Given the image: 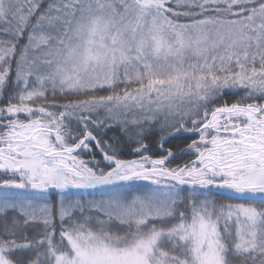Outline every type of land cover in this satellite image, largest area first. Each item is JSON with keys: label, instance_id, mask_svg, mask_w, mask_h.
<instances>
[{"label": "snow or ice", "instance_id": "6c2138e0", "mask_svg": "<svg viewBox=\"0 0 264 264\" xmlns=\"http://www.w3.org/2000/svg\"><path fill=\"white\" fill-rule=\"evenodd\" d=\"M0 264H264V0H0Z\"/></svg>", "mask_w": 264, "mask_h": 264}]
</instances>
